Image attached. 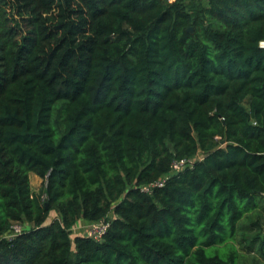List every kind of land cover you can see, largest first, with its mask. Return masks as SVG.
<instances>
[{"label": "trees", "instance_id": "1", "mask_svg": "<svg viewBox=\"0 0 264 264\" xmlns=\"http://www.w3.org/2000/svg\"><path fill=\"white\" fill-rule=\"evenodd\" d=\"M263 40L264 0H0V264H264Z\"/></svg>", "mask_w": 264, "mask_h": 264}, {"label": "built area", "instance_id": "2", "mask_svg": "<svg viewBox=\"0 0 264 264\" xmlns=\"http://www.w3.org/2000/svg\"><path fill=\"white\" fill-rule=\"evenodd\" d=\"M259 46L264 48V40L259 42ZM201 155L197 154L194 157L190 158H184L180 160H173L171 163V170L167 173L164 174L162 177H160L158 180L152 182L149 186L148 185H143L141 186V191H149L150 187H155V186H162L164 184L165 179L168 178L169 175L175 174L178 171L184 170L185 168H189L192 166V164L197 160L200 159ZM82 223L80 225H76L72 227L71 229H77V228H84L88 226V229L86 230L85 234L88 237H92L95 240H99L104 232L107 230L109 227L110 219L109 217L102 218L101 220L98 221H84L81 220ZM23 230V226L20 223H14L11 226V231L9 234L6 235L8 239L13 238L16 234L20 233Z\"/></svg>", "mask_w": 264, "mask_h": 264}, {"label": "rangeland", "instance_id": "3", "mask_svg": "<svg viewBox=\"0 0 264 264\" xmlns=\"http://www.w3.org/2000/svg\"><path fill=\"white\" fill-rule=\"evenodd\" d=\"M29 180H30V185H31V189L32 191L34 192H38L39 189L41 187H43V179L41 178H38L37 176H35L33 173H29ZM257 214L258 213H252L251 214V218L253 221L257 220ZM56 216L55 212L54 211H50L49 213V216H48V219H47V222H49L50 220H52L54 217ZM260 219H262V215L260 217ZM248 221V219H244L243 220V223L245 224L246 222ZM80 223H82V221H79V223L77 224L80 225ZM262 224H263V228L262 230H264V219L262 220ZM86 224H84V228L81 229V228H77V229H73L71 231V238H73L75 235H78V234H85L86 230L88 229V226L85 227ZM256 227L252 226L251 224L248 225L247 229H250V230H254ZM244 230H242L243 232ZM255 232H252V233H249V231L247 230V233H246V230L245 232L243 233L245 238L248 240L250 238H252L253 235ZM247 244V242L243 245H238V249L240 251H243L245 250L244 249V246ZM239 264H260V262L258 261V259L256 258L255 255H253L252 253H248L247 251H243L241 253V257H240V261H239Z\"/></svg>", "mask_w": 264, "mask_h": 264}, {"label": "crops", "instance_id": "4", "mask_svg": "<svg viewBox=\"0 0 264 264\" xmlns=\"http://www.w3.org/2000/svg\"><path fill=\"white\" fill-rule=\"evenodd\" d=\"M34 174V173H33ZM35 175V174H34ZM36 176V175H35ZM38 177V176H37ZM39 178V177H38ZM81 221V220H80Z\"/></svg>", "mask_w": 264, "mask_h": 264}, {"label": "water", "instance_id": "5", "mask_svg": "<svg viewBox=\"0 0 264 264\" xmlns=\"http://www.w3.org/2000/svg\"><path fill=\"white\" fill-rule=\"evenodd\" d=\"M189 30H191V29H189Z\"/></svg>", "mask_w": 264, "mask_h": 264}]
</instances>
